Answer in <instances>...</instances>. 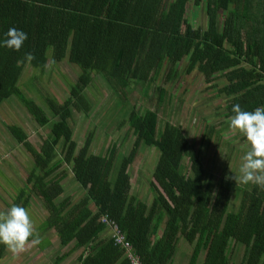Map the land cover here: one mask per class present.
<instances>
[{"label": "trees", "instance_id": "trees-1", "mask_svg": "<svg viewBox=\"0 0 264 264\" xmlns=\"http://www.w3.org/2000/svg\"><path fill=\"white\" fill-rule=\"evenodd\" d=\"M188 1L0 0V38L9 27L28 34L18 51L0 47V105L12 96L39 126L49 128L37 148L22 127L8 126L33 162L12 204L29 211L32 197L41 201L47 216L29 239L52 231L60 245H68L54 264L75 251L76 264H132L128 253L140 264H172L181 240L192 245L187 264H264V189L251 183L233 187L206 176L202 151L189 149L182 126L166 121L158 130L155 109L131 105L116 125L127 124V133L135 135L128 153L92 152L93 130L81 145L74 139L71 118L74 112L90 111L86 90L96 77L117 95L120 108L125 87L152 82L162 65L171 79L185 61L184 75L197 69L210 85L224 77L216 94L226 96V118L234 115L233 104L247 111L264 107V0H193L204 2L205 29L187 19ZM219 10L224 12L221 24ZM65 59L78 74L60 101L43 91L40 81L48 63ZM27 64L38 74L22 90ZM163 91L158 89L159 102L167 96ZM214 133L210 127L204 136ZM145 146L158 151L148 199L133 194L130 172ZM66 167L83 189L75 202L59 199L69 176ZM234 188L240 198L231 208ZM108 221L130 244L128 252L116 243ZM44 241L51 243L47 237ZM6 247L0 244V259Z\"/></svg>", "mask_w": 264, "mask_h": 264}, {"label": "rangeland", "instance_id": "rangeland-1", "mask_svg": "<svg viewBox=\"0 0 264 264\" xmlns=\"http://www.w3.org/2000/svg\"><path fill=\"white\" fill-rule=\"evenodd\" d=\"M186 16L194 26L206 28L207 15L203 1L195 5L193 0H189ZM223 16L224 12L219 10L220 24ZM185 62L179 63V74L171 79L165 78L167 66L162 65L152 82L131 83L125 87L119 93L123 99L120 108L115 105L118 100L117 95H111V90L104 79L100 76L96 77L86 90L92 105L90 111L74 112L71 118L74 139L81 145L87 132L93 130L92 152L126 154L133 145L135 135L132 132L127 133V124L116 127L124 118L125 111L131 105L141 111L155 109L158 113V130L166 121L180 125L191 143L189 149L193 145V148L202 151L201 157L205 164L206 176L212 175L215 181L227 180L233 184V187L244 186L245 184L235 182L231 177L233 173L238 174L241 157L248 149V142L238 130L229 127L230 118L224 116L226 96L221 93L216 94V89L226 83L225 79L219 76L214 81L215 85H210L204 81L197 69L184 75ZM34 72L35 75L38 74L35 70ZM34 72L29 64L25 66L19 82L21 89L24 82L33 79L31 75ZM77 74L78 68L68 63L66 59L55 64L48 63L45 73L41 75L43 91L63 101L69 95V83L76 80ZM158 89L165 90L163 93L167 94L160 102ZM32 95L37 96L36 93ZM20 104L11 96L0 105V213L6 212L12 205L11 198L16 195L19 188L23 187L25 178L33 166L27 150L10 134L8 126L16 124L22 127L27 133L28 140L37 148L49 134L48 126H39ZM210 127L215 133L207 138L204 135ZM136 156L130 166L133 176L132 192L142 199H148L152 195L148 180L151 178L158 151L145 146L139 149ZM183 165L186 166V172H189V161L186 163L185 159ZM66 170L69 176L67 175L68 177L63 180L64 192L59 199L68 197L75 202L81 198L83 189L74 180L71 170L68 167ZM237 195V189L234 188L230 194L231 208L237 207L239 203L240 197ZM31 204L28 213L33 221L35 233L41 227V225L38 227L40 221L47 216V213L36 197H32ZM45 235L51 242L48 249H41L36 245L37 243H32L33 239H31L26 242L23 252L14 254L8 248L0 264H54L56 256L70 247L60 245L52 231ZM38 239L39 242L44 241V237ZM178 247L172 264H187L192 245L181 240ZM77 253L78 251L71 253L58 264H76Z\"/></svg>", "mask_w": 264, "mask_h": 264}, {"label": "clouds", "instance_id": "clouds-1", "mask_svg": "<svg viewBox=\"0 0 264 264\" xmlns=\"http://www.w3.org/2000/svg\"><path fill=\"white\" fill-rule=\"evenodd\" d=\"M28 34L22 29L9 27L0 38V47L18 51ZM28 60L31 53H25ZM234 115L229 120V127L238 130L248 142V149L241 157L238 174L231 177L240 184H254L264 189V107L252 111L242 110L237 104L232 105ZM34 236L33 221L28 210L12 204L6 212L0 213V244L9 248L14 254L23 252L29 237ZM38 237L32 243H38Z\"/></svg>", "mask_w": 264, "mask_h": 264}, {"label": "built area", "instance_id": "built-area-1", "mask_svg": "<svg viewBox=\"0 0 264 264\" xmlns=\"http://www.w3.org/2000/svg\"><path fill=\"white\" fill-rule=\"evenodd\" d=\"M108 223L113 229V235L115 236L116 243L125 247L126 251L128 252L130 250V244L124 240V236L120 232V230L118 229L116 223L109 222V221H108ZM128 256L131 258L132 264H140L139 260L136 257H134L131 253H128Z\"/></svg>", "mask_w": 264, "mask_h": 264}, {"label": "crops", "instance_id": "crops-1", "mask_svg": "<svg viewBox=\"0 0 264 264\" xmlns=\"http://www.w3.org/2000/svg\"><path fill=\"white\" fill-rule=\"evenodd\" d=\"M48 232H49V231H48ZM48 232H46V233H48ZM50 232H51V231H50ZM104 233H105V232H104ZM46 236H47V235L43 234V237H44V238H46ZM47 238L49 239L48 236H47ZM29 241H30V239H29ZM36 245L39 246L41 249H45V248L48 249V247L51 246L50 244H47V241H40V242H38ZM45 245H46V246H45ZM7 249H8V247H6V251H7ZM6 251H5V252H6ZM78 253H79V251H78ZM78 253H77V254H78ZM77 254H76V258H77ZM2 258H3V257H2ZM2 258H1V259H2ZM1 259H0V263H1Z\"/></svg>", "mask_w": 264, "mask_h": 264}]
</instances>
